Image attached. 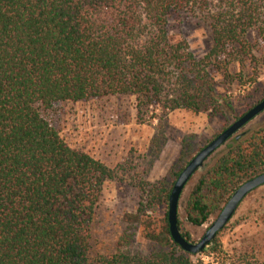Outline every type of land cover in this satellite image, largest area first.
Instances as JSON below:
<instances>
[{
  "label": "trees",
  "instance_id": "1",
  "mask_svg": "<svg viewBox=\"0 0 264 264\" xmlns=\"http://www.w3.org/2000/svg\"><path fill=\"white\" fill-rule=\"evenodd\" d=\"M198 1L0 0V264H264V239L229 250L221 232L193 256L173 242L168 213L160 227L148 220L146 209L168 206L175 181L152 186L140 180L145 204L125 216L143 227L149 253L119 250L92 258L97 208L117 172L71 149L42 116L55 104L135 97L139 110L211 111L225 119L223 108H233L216 91L209 68L229 84L243 83L244 74L230 72L228 51L239 47L241 67L256 61L245 36L258 23L246 5L231 4L213 26V50L197 60L187 43L170 38L168 19ZM188 140L172 172L176 179L191 151ZM225 147L188 200L194 227L206 225L241 185L264 174V125ZM178 226L191 242L179 218Z\"/></svg>",
  "mask_w": 264,
  "mask_h": 264
},
{
  "label": "rangeland",
  "instance_id": "2",
  "mask_svg": "<svg viewBox=\"0 0 264 264\" xmlns=\"http://www.w3.org/2000/svg\"><path fill=\"white\" fill-rule=\"evenodd\" d=\"M231 4L246 5L248 15L253 13L258 24L249 29L245 36L256 61L251 63L249 60L241 67L235 60L239 47H231L228 51L232 56L226 59L231 61L230 72L234 76L244 74L243 83L236 81L229 84L214 68H209L216 91L227 97L233 108V111L226 106L223 108L225 119L211 117V111L199 114L184 110L169 112L159 106L139 110L135 97L66 102L42 111V116L71 149L86 153L117 172L115 180L105 183L97 208L92 227V258L113 256L119 250L133 255L149 253L153 246L143 238V227L125 221L126 215H136L145 204L146 196L139 191L137 183L142 180L153 186L161 181L176 182L172 172L181 157L186 138L191 144L187 165L217 136L264 100V0H200L195 8L189 6L171 14L168 19L170 38L174 43H187L197 60H203L215 45L213 26L217 16L227 13ZM226 120L229 124L224 128ZM263 125L264 113L240 134ZM225 146L193 176L181 196L178 218L182 230L190 234L192 243H198L203 238L222 211L200 228L187 221L186 207L193 189L207 169L215 164L218 156L226 151ZM167 213L168 206H161L148 208L144 214L160 227ZM125 237L131 241L119 245ZM263 239L264 186L243 201L221 234V241L229 250L238 248L244 241L260 242Z\"/></svg>",
  "mask_w": 264,
  "mask_h": 264
},
{
  "label": "water",
  "instance_id": "3",
  "mask_svg": "<svg viewBox=\"0 0 264 264\" xmlns=\"http://www.w3.org/2000/svg\"><path fill=\"white\" fill-rule=\"evenodd\" d=\"M264 113V100L250 109L245 115L235 121L229 128L217 136L211 143L203 148L184 168L178 176L171 191L168 203V224L173 242L184 252L197 256L200 255L217 238V236L231 222L243 201L255 190L264 186V174L255 177L241 185L230 197L221 213L208 228L203 238L198 243L187 241L181 235L178 226V208L181 196L193 178L205 165V163L217 151L224 147L232 139H239L240 132L253 120Z\"/></svg>",
  "mask_w": 264,
  "mask_h": 264
}]
</instances>
